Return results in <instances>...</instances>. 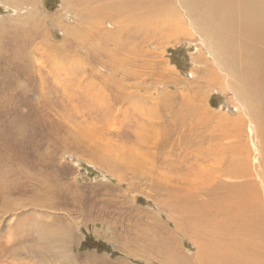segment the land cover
<instances>
[{
  "label": "rangeland",
  "instance_id": "rangeland-1",
  "mask_svg": "<svg viewBox=\"0 0 264 264\" xmlns=\"http://www.w3.org/2000/svg\"><path fill=\"white\" fill-rule=\"evenodd\" d=\"M70 1L0 0V264H264V129L261 237L250 235L251 243L227 216L210 220L222 189L195 167L196 151L172 148L176 137L196 136L214 150L207 142L216 133L214 122L193 130L178 118L187 129L172 133L171 101L206 95L213 113L235 112L230 94L201 82L208 67L219 70L193 24L192 39L154 34L118 23L107 0L77 3L83 12ZM176 1L183 17V1L198 10L197 0ZM95 6L102 19H76ZM151 128H165L170 143Z\"/></svg>",
  "mask_w": 264,
  "mask_h": 264
},
{
  "label": "bare ground",
  "instance_id": "bare-ground-1",
  "mask_svg": "<svg viewBox=\"0 0 264 264\" xmlns=\"http://www.w3.org/2000/svg\"><path fill=\"white\" fill-rule=\"evenodd\" d=\"M163 1L164 0H141L142 6L139 8H127L130 7L128 4L130 2L129 0H107L105 4L113 8L114 12L111 16H113V19L118 23L123 21L130 22L129 20H131V22L137 23L141 29L145 28L146 32L151 31L154 32V34L165 33V35L180 33L183 36H190L191 39L194 35L190 34L189 31H192V29L187 28V26L192 28L191 24H193L195 35H200L198 37L200 38L199 40L202 41L204 49L210 52L209 54L214 60L213 65L219 70L211 71L208 67L207 76H204V80L201 82L204 84V88L213 86V88L222 91L226 95L230 94L228 102L232 105L235 112L234 114L213 113L208 109L206 95H204L205 98H200L201 102L197 101L198 99L194 97L196 96L194 94V96L190 94L192 97L189 100H187L188 94L186 99L180 96L182 101L175 102L176 106L172 104L171 101L170 104L168 103V110L165 115L167 116V120L175 121L174 124L170 126V131L172 133L176 132L178 127L180 128L179 132L183 133L187 129L184 123L180 122L178 123L179 125L176 124L177 118L181 119L183 122L189 121L191 123V129L193 130H197L202 124L214 122L215 124L214 126L212 125V130L215 129L214 131L216 133L207 142L208 145L213 143L211 147L213 146L215 148L214 150L203 147L202 139L199 142L198 140L200 139L196 136L194 138L192 136L195 140L192 143H182V138L176 140V137L174 140L172 139L174 141L172 143V148L183 145L187 148L186 151L189 149L196 151L197 153L193 154L195 158L193 164L197 165L195 167L200 169L199 171L202 172L201 175H203V178L205 177L207 180H211L213 184L217 183V187L219 186L223 190V192L221 190L219 195L223 198V202L217 210H213V217L212 214L209 215L211 216L209 217L210 220L215 219V217H220L219 215L227 216L230 224L234 228L232 230L241 238L250 242L249 236L252 234L258 233L259 237H261V208L263 207H261L262 200L260 201L259 199V197L261 198V188L258 184H261V173H263V171H261V130L264 129V0H197L198 10L190 9L189 5L183 1L184 4L182 8H184V10L182 11L185 17H187L186 20L183 15H179L176 6L174 3L172 4L171 0L168 1L167 5L169 6L167 8L162 6ZM70 2V6L75 9L71 10L83 12V9L76 10V5L78 3L79 6H84L86 0H71ZM164 2L167 3V1ZM97 10L98 6L92 7L90 9L92 13L91 16L84 18L78 16L76 19L82 20L87 18V21H91L95 18L102 19V15H100ZM136 12H138V14H136ZM208 40H210L212 44L211 48L208 44ZM167 67L166 65V70L173 72L172 68L168 67L167 69ZM226 77L231 79V83L229 79V81L225 79ZM198 86L192 84L191 90H188L193 91L197 89L198 91L200 87ZM233 89L237 90L235 91ZM253 105L256 107L254 111L251 110V106ZM150 110H152L154 116H157L156 118H158V114L162 115L153 108H148V111ZM160 129L161 130H154L151 128V130L155 132L154 134L157 135V138L161 136L160 133L162 131L167 145L170 143L171 135L166 134L167 130L165 128ZM209 138L210 137H208V139ZM154 139H156L154 136L147 138L145 144L148 145ZM248 140L251 141L250 143L253 147H251L252 154L250 152V146L248 147ZM253 140H257L256 144ZM158 141L160 140L158 139ZM153 143L155 144V142ZM155 146L157 147L158 145L155 144ZM258 150L259 152H257ZM210 152L213 153L211 157H208L211 154ZM186 154L192 153L189 152ZM111 157L114 162L124 161L121 156L118 157L117 155L111 154ZM165 160H170V157L165 158L164 161ZM204 164L207 166L204 167ZM122 166L124 165L122 164ZM189 173L191 174V172ZM146 174L148 175V173ZM156 178L158 179V177ZM161 179L167 180L165 176ZM161 182L162 181L159 183ZM188 185L190 184L188 183ZM253 200H257V202L254 204ZM189 216L191 217V215ZM225 224L227 225V223ZM197 230L198 229H196V231ZM64 245L63 243L62 246ZM230 246L234 248V245ZM241 250L245 249L242 248ZM223 251L222 254L227 255L228 252L230 253V247Z\"/></svg>",
  "mask_w": 264,
  "mask_h": 264
}]
</instances>
